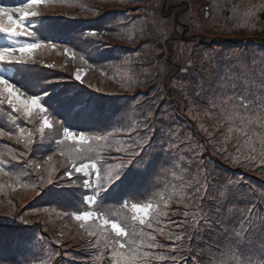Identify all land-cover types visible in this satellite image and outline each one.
<instances>
[{"label":"trees","instance_id":"1","mask_svg":"<svg viewBox=\"0 0 264 264\" xmlns=\"http://www.w3.org/2000/svg\"><path fill=\"white\" fill-rule=\"evenodd\" d=\"M38 11L32 38L57 47L35 51L42 63L10 62L9 69L42 97L52 127L41 132L37 113L21 124L0 103V128L11 134L0 135L8 173H0V264H124L114 253L133 251L119 249L110 224L90 236L86 229L101 220L74 218L84 211L136 230L135 264L257 259L264 249V0H49ZM74 68L86 70L83 82ZM241 98L251 102L247 110ZM65 127L106 139H65ZM149 136L145 163L129 162V145ZM88 162L105 185L123 164L120 180L94 205L86 196L97 178L85 187L86 175L73 170ZM205 177L204 199L196 200ZM149 202L167 212L152 228L132 220L131 204ZM184 212L205 219L193 227Z\"/></svg>","mask_w":264,"mask_h":264},{"label":"snow or ice","instance_id":"2","mask_svg":"<svg viewBox=\"0 0 264 264\" xmlns=\"http://www.w3.org/2000/svg\"><path fill=\"white\" fill-rule=\"evenodd\" d=\"M49 0H28V2L23 5L20 8L16 9H8L6 7H0V22L6 20L8 26H3L2 23H0V30L11 33L13 35L17 36H27V37H35L36 33L34 30H31L28 25L25 24V21L29 17H37L40 15L39 11H37L38 7L42 4L48 3ZM14 14H19V16H15ZM91 36H96V32L90 33ZM45 46H50L51 48L55 49L57 45L55 43L45 44L42 40H36L35 42H15L12 47H4L0 48V62H16V63H27L29 61L34 62V56L33 53L35 50L40 49ZM65 53L72 55L75 57L76 53L73 51V49L69 47H65L64 49ZM81 60L84 59L83 56L80 57ZM54 66V65H49ZM184 71H188L187 67L184 69ZM75 80L83 82L84 76L80 70H77L75 72ZM20 89L16 87L15 84L10 83L7 79L4 77H0V103H3L5 100L11 108L17 112L23 110L25 115L27 117H31L33 114V110L36 109L41 114L40 118L42 120V126L40 128V131L43 132L44 128H51L52 125L49 121V118L47 115H45L49 108L45 107V104L42 103V97L38 94L29 95L27 96V99H21L20 97ZM197 95H199V91L196 92ZM251 102H244V99L241 98L240 100V106L243 107L245 110H247L250 107ZM261 107H264V104L261 105ZM150 115V114H149ZM231 130V129H230ZM0 135H8L9 138H11V134L8 132L3 131L2 128H0ZM29 136H31V133H29ZM64 137L65 139H73L77 140L78 142H85L89 139L95 140V141H101L105 140V136H93L89 137L84 132L76 133L69 128H64ZM152 140V137H146L144 140V143L141 144L139 142H135V148L132 147V145H129V148L131 149V152L129 154V162H131L132 158L138 157L136 160V164L143 165L145 163V156L148 154L145 145L149 144ZM27 146V145H26ZM119 151V149H117ZM23 155V153L21 154ZM115 158V157H114ZM49 160H51V157H48ZM5 161L3 159H0V173H3L7 175L4 171ZM88 168L95 169V175L97 178V184H96V192L94 195L87 197V201L89 204H96L97 196L100 195L101 192H107L110 187H112L118 180L121 178V174L123 172V164L117 165L116 168L118 169L115 171V173L108 178V183L100 184V169L97 168V165L95 162L89 164H81L79 167L73 163V170L76 173H80L81 171H84ZM90 173L85 172V175H89ZM68 177H72L73 171H68L66 173ZM48 183H52L51 179L49 178ZM85 187H90V182L88 180L84 181ZM191 187V185H189ZM207 191V178L205 177L204 180L198 181L197 186L194 191V195L196 197V200L204 199V196L202 193ZM177 195L180 202H183L184 195L182 193L175 194ZM165 198L161 196V200L163 201ZM171 199V198H169ZM126 206V205H125ZM255 207L254 205L252 206ZM131 209L134 212V215L132 216L133 221H138L140 225H146L147 228H152L153 223L159 224L160 217L166 216L167 212L163 210L161 205L159 203L153 204L151 202L145 203V204H139V203H132ZM249 213H252V208H249ZM189 215H192L193 221L195 222L193 224V227H196L201 219H205L204 217H200L199 213H188L184 212V216L187 217ZM199 217V218H198ZM74 218L78 221H89L100 219L101 223L95 225V228L93 229H86L88 231V234L90 236H97L98 232L97 229L103 231L104 226H107L110 224V227L112 231H114L116 237L120 238L115 241V243L118 245L119 249H124L127 247L131 251H133V255L131 256H124L122 252L114 253V255H120L123 259L124 264H135L136 261V249H133V245L136 244V237L137 232L135 229L132 230L131 233H129L124 227H121V225L117 222H111L102 217H97V213L93 211H84L80 214H74ZM147 222V223H146ZM184 222L182 221L180 225L182 226ZM205 223L206 220H205ZM81 228H84V224L82 223L80 225ZM163 234V229H158ZM140 237L142 238L144 235H148L152 241H155V237L151 236L150 233L145 234L142 231L139 233ZM171 238V237H170ZM176 240L182 239L180 235L175 236ZM123 241V242H121ZM99 244V240L96 242ZM144 241L141 239V244H143ZM149 248L152 247H162L159 243H147L146 245ZM230 250V249H229ZM148 253L141 254V258L148 256ZM172 259H175L173 257ZM215 259V258H214ZM235 260V256H229L227 259H223L219 261V264H232V261ZM239 264V262H238ZM248 264H264V249H261L260 256L252 260L250 259L248 261Z\"/></svg>","mask_w":264,"mask_h":264},{"label":"rangeland","instance_id":"3","mask_svg":"<svg viewBox=\"0 0 264 264\" xmlns=\"http://www.w3.org/2000/svg\"><path fill=\"white\" fill-rule=\"evenodd\" d=\"M27 2H28V0H23L22 2H18V3H14V4L12 3V5H0V7H6L8 9H16V8L22 7ZM38 10H39V7H38L37 11ZM14 15L17 16V17L19 16V14H14ZM25 24L30 27L31 24H32V17H29L25 21ZM4 33L7 34L9 38L7 40H4V41L0 42V48L12 47L14 45V43L17 42V41H19V42H25V41L32 42V41H28V40L22 39V36L13 35L11 33H6V32H4ZM76 71L77 70H75V72ZM81 72L83 74V71H81ZM19 95H20L21 99L25 98L21 93ZM86 172L90 173L89 174L90 178H89L88 181L90 182V185H93V178L95 177V169L88 168V169H86Z\"/></svg>","mask_w":264,"mask_h":264}]
</instances>
